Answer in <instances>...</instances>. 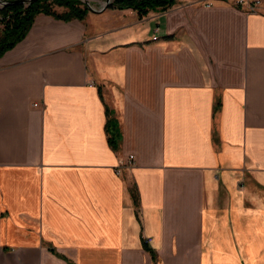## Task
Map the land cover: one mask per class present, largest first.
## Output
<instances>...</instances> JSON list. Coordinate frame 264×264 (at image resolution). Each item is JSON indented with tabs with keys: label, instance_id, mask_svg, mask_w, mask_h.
I'll return each mask as SVG.
<instances>
[{
	"label": "crops",
	"instance_id": "1",
	"mask_svg": "<svg viewBox=\"0 0 264 264\" xmlns=\"http://www.w3.org/2000/svg\"><path fill=\"white\" fill-rule=\"evenodd\" d=\"M234 1L35 17L0 58V264H264V8Z\"/></svg>",
	"mask_w": 264,
	"mask_h": 264
},
{
	"label": "trees",
	"instance_id": "2",
	"mask_svg": "<svg viewBox=\"0 0 264 264\" xmlns=\"http://www.w3.org/2000/svg\"><path fill=\"white\" fill-rule=\"evenodd\" d=\"M3 2L13 0H0ZM178 0H113L108 6L109 10H131L139 17L146 16L150 11L166 10L172 7ZM57 8L61 9L59 12ZM88 11L86 6L80 0H37L29 6L16 5L5 6L0 9V58L12 50L20 43L29 30L31 29L35 17L43 14L57 21L70 22L73 20L83 21ZM116 126L107 121L106 132L108 143L116 149L118 146V137ZM145 250L149 253L152 263L157 264L155 252L144 245ZM67 264H71L67 261Z\"/></svg>",
	"mask_w": 264,
	"mask_h": 264
},
{
	"label": "water",
	"instance_id": "3",
	"mask_svg": "<svg viewBox=\"0 0 264 264\" xmlns=\"http://www.w3.org/2000/svg\"><path fill=\"white\" fill-rule=\"evenodd\" d=\"M37 0H13V1H7L3 2L0 1V9L4 8L5 6H16V5H23V6H29L32 2ZM87 8L88 12L91 13H101L108 9V6L113 2V0H106L102 5L97 8H94L91 6V3L87 0H80Z\"/></svg>",
	"mask_w": 264,
	"mask_h": 264
},
{
	"label": "built area",
	"instance_id": "4",
	"mask_svg": "<svg viewBox=\"0 0 264 264\" xmlns=\"http://www.w3.org/2000/svg\"><path fill=\"white\" fill-rule=\"evenodd\" d=\"M236 7L241 8L248 13H256L259 9L264 8V0H235ZM34 107H37L35 104ZM129 165L133 162V156H129ZM120 170L116 173L118 174Z\"/></svg>",
	"mask_w": 264,
	"mask_h": 264
},
{
	"label": "rangeland",
	"instance_id": "5",
	"mask_svg": "<svg viewBox=\"0 0 264 264\" xmlns=\"http://www.w3.org/2000/svg\"><path fill=\"white\" fill-rule=\"evenodd\" d=\"M91 3V6L94 7V8H97V6L99 7L100 5H102V3H104L106 0H87ZM87 9V8H86ZM57 10L60 12L61 9L57 8ZM109 10V9H107ZM88 11V10H87ZM124 10L120 11V12H123ZM113 12V11H111ZM114 12H119V11H114ZM2 29V26L0 25V30Z\"/></svg>",
	"mask_w": 264,
	"mask_h": 264
}]
</instances>
